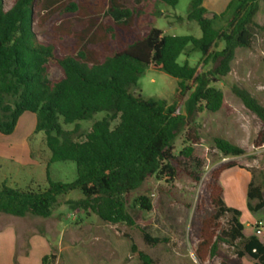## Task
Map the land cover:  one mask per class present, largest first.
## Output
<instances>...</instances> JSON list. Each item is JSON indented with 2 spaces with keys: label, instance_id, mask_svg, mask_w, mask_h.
Returning a JSON list of instances; mask_svg holds the SVG:
<instances>
[{
  "label": "trees",
  "instance_id": "1",
  "mask_svg": "<svg viewBox=\"0 0 264 264\" xmlns=\"http://www.w3.org/2000/svg\"><path fill=\"white\" fill-rule=\"evenodd\" d=\"M130 7L122 0H46L44 9L69 17L60 36L76 39L75 46L59 53L56 44L38 38L33 26L39 0H15L5 10L0 0V133L15 132L24 113L36 116L35 133H44L54 163L72 162L77 178L71 183L54 182L47 172L45 190H20L4 185L0 189V213L15 217L28 215L49 218L59 197L79 190L82 198L71 202L84 213H93L105 223L135 227L129 213V195L150 176L175 180L183 164L202 168L194 146L200 142L195 117L203 112L216 113L224 104V93L214 84L226 77L239 48H251L258 31H264L256 18L264 0H230L220 14L209 13L204 0H191L187 19L196 22L201 38L191 35L170 36L155 27L163 15L162 7H176L178 0H133ZM48 13V15H50ZM212 14V17H208ZM45 15V16H48ZM90 18L81 32L70 28V18ZM182 21V17H177ZM92 33V29L95 28ZM140 32H144L142 35ZM111 41L116 47H111ZM220 43L224 47L217 50ZM100 44L101 50L90 45ZM200 52L194 67L179 64L182 54ZM211 63L215 68L205 70ZM51 67L62 75L50 77ZM147 68L165 72L178 80L173 99L145 98L133 90ZM234 94L264 124V106L248 90L233 86ZM183 105L185 113L181 112ZM107 116L80 134V122L95 114ZM75 125L66 130L64 125ZM187 125L184 148L176 155L174 142ZM84 140H79V137ZM218 150L227 157H241L247 151L223 138H216ZM264 145V128L254 146ZM229 161L214 169L208 187L214 213L201 223L195 256L200 264L217 257L221 245L234 248L237 259L249 258L264 264V244L256 236L246 237L240 210L223 200L220 175L237 166ZM253 169L247 191V206L253 213L264 210V171ZM200 182L198 171H189ZM142 210L151 211L149 197L135 201ZM228 217L226 227L222 219ZM130 254L141 264H158L140 251L131 236ZM146 245L156 247L168 238L153 237L143 231ZM54 256L45 257L44 263ZM237 264H242V262ZM218 264H235L222 259Z\"/></svg>",
  "mask_w": 264,
  "mask_h": 264
},
{
  "label": "rangeland",
  "instance_id": "2",
  "mask_svg": "<svg viewBox=\"0 0 264 264\" xmlns=\"http://www.w3.org/2000/svg\"><path fill=\"white\" fill-rule=\"evenodd\" d=\"M122 1L130 7L134 6L133 0ZM229 1L210 0L207 2V8L214 13H219L226 8ZM14 2L15 0H2L3 8L8 10ZM45 4L46 0H39V5L35 8L33 29L41 41L48 44L54 43L59 53H65L76 44L75 38L60 36L61 30L68 27L66 20L69 17L58 12L50 14L51 9L43 8ZM190 5L191 0H178L176 7H162L163 15L156 19L155 27L170 36L191 35L197 39L201 38L202 32L199 25L187 19ZM207 16L212 17V14ZM177 17H182L183 20L179 21ZM256 20L264 26V3L261 4ZM80 23L76 18H70L71 30L81 31L83 25ZM143 33L140 32L141 35ZM114 43L112 48L116 47ZM223 47L224 43H220L217 50ZM201 58L200 52L182 54L178 62L181 65L187 62L194 67L200 63ZM217 65V63H211L205 70L215 68ZM61 75L59 68L51 67V78H58ZM177 86L176 78L165 72L147 68L133 90L145 98L164 99L170 102L176 93ZM214 86L224 93L223 107L216 113L206 111L195 117L200 136V142L194 146L195 156L202 162V168L197 170L194 164H183L179 168V175L173 181L158 180L155 176L148 177L139 189L129 195L128 210L136 222L135 227L105 223L92 212L84 213L83 210L77 209L71 202L82 198L79 190L59 197L53 216L48 223L60 230L67 227L65 233L73 232L79 242L89 240L87 248L98 262L118 259V249L114 247L111 237L123 238V241L130 247L129 241L124 238L125 235H129L138 249L151 256L158 264H200L195 256V248L200 240L201 223L214 213L208 183L212 171L221 164L229 162L228 157L225 158L218 150L216 138H223L235 145L239 143L247 153L256 152L248 157L249 160L259 158L260 162L264 163L260 157L264 155L263 146L262 148L254 146V140L258 132L264 128V124L232 90L233 86H237L250 93L255 92L256 95L251 94L264 106V31L257 32L251 48L237 49L231 72L226 77L220 78ZM180 109L182 113H185L183 105ZM106 116V113H98L93 119L80 122V134L84 135L89 132L95 122ZM35 118L32 113H24L19 126L12 135L0 134V152L8 154L31 151L34 153L32 160L42 166L37 164L25 166L21 165L18 159L0 157V189L6 185L20 190H37L38 188L45 190L48 188L47 172L54 182L71 183L77 178L76 165L72 162L54 163L50 168L45 167V162L51 158L52 153L47 146L45 134L35 133L33 129ZM74 127V124L64 125L66 130H73ZM187 133L188 127L183 125L174 142L176 155L187 145L185 144ZM79 140H84V137L80 136ZM254 170L259 178L257 171L262 169L254 168ZM189 171H198L201 174L200 182H195L188 175ZM142 196L150 198L151 211L142 210L135 204V201ZM3 218L5 214L0 213V221ZM6 219L9 222H15L21 218L6 215ZM227 219L228 217H224L221 220L223 227H226ZM19 221L33 224L39 229L45 227L44 218L29 215ZM143 231L149 232L153 237H166L169 240L156 247L148 246L143 240ZM234 253L233 247L223 244L219 255L205 264H218L222 259H229L237 264L241 260L237 259ZM130 257L126 259V262L141 264L135 256L130 254Z\"/></svg>",
  "mask_w": 264,
  "mask_h": 264
},
{
  "label": "crops",
  "instance_id": "3",
  "mask_svg": "<svg viewBox=\"0 0 264 264\" xmlns=\"http://www.w3.org/2000/svg\"><path fill=\"white\" fill-rule=\"evenodd\" d=\"M208 1L210 0H204V6L207 10ZM208 12L214 13L210 10H208ZM222 12L215 14H220ZM89 19L90 18H83L80 16L77 18V20L81 22L80 24L83 25V29L84 23ZM95 29L96 27L92 29V33ZM90 47L95 48L96 50L101 49L100 44H92ZM111 47H113L112 41ZM251 93L256 95L255 92ZM21 118L22 116L19 118L17 127L19 126ZM35 128L36 118L33 129ZM236 145L243 148L239 143H236ZM255 153L256 152L246 153L239 157L240 159H238V157H228L229 161H236L238 165L224 170L219 179L220 185L223 188V200L225 204L228 207L240 210L242 213L241 221L244 225L243 233L246 237L255 235L256 225L264 223V210L258 213H253L247 206V191L253 180L252 171L254 168H261L264 170V163L262 164L259 158L249 160L248 157ZM3 156L14 160L18 159L21 165L30 166L37 164L42 166V164L32 160L34 153L31 151L8 154L0 152V157ZM260 157L262 158L261 160H264V155H261ZM48 162L49 160L45 162V167L48 166ZM52 216L44 218L45 221H43V224H45V227L39 229L33 224H25L19 221L26 217H22L15 222H9L6 219L5 214V218L0 221V264H47L43 262V259L52 255L54 258L50 260L48 264H133L130 261L126 262L127 258H131L130 247H128L127 243L123 241V238L119 239L111 237L114 247L118 249V259L101 260L98 262L95 260L92 252L87 248L90 241L85 240L84 242H79L73 232H70L69 234L65 233L67 227L61 230L57 227L54 228L52 224L48 223V220H50ZM258 238L264 244V235ZM242 264H253V262L244 258Z\"/></svg>",
  "mask_w": 264,
  "mask_h": 264
},
{
  "label": "built area",
  "instance_id": "4",
  "mask_svg": "<svg viewBox=\"0 0 264 264\" xmlns=\"http://www.w3.org/2000/svg\"><path fill=\"white\" fill-rule=\"evenodd\" d=\"M255 235L261 237L264 235V223L258 224L255 227Z\"/></svg>",
  "mask_w": 264,
  "mask_h": 264
}]
</instances>
